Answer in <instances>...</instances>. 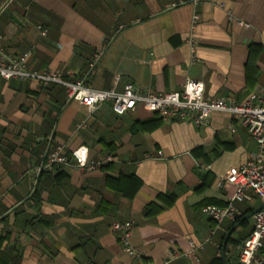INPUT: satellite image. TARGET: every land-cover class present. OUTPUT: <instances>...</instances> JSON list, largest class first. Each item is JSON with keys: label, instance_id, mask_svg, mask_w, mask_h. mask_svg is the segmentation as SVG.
<instances>
[{"label": "crops", "instance_id": "obj_1", "mask_svg": "<svg viewBox=\"0 0 264 264\" xmlns=\"http://www.w3.org/2000/svg\"><path fill=\"white\" fill-rule=\"evenodd\" d=\"M182 1L0 0L3 52L29 53L28 69L85 77L94 90L132 85L163 94L193 80L206 97L256 103L264 91V0L170 8ZM56 146L67 155L85 147L89 160L113 162L93 172L53 166L37 173ZM255 151L227 113H212L199 128L139 108L116 115L109 104L89 115L59 86L0 79V264H160L172 250L204 241L215 224L202 207L225 205L234 186L224 175ZM263 202L237 204L238 215ZM245 221L226 246L231 264L234 241L252 229ZM114 222L132 223L136 257L123 251ZM230 224L222 222L194 258L170 264H217Z\"/></svg>", "mask_w": 264, "mask_h": 264}, {"label": "built area", "instance_id": "obj_2", "mask_svg": "<svg viewBox=\"0 0 264 264\" xmlns=\"http://www.w3.org/2000/svg\"><path fill=\"white\" fill-rule=\"evenodd\" d=\"M208 1L210 0H185L172 4L170 8L175 9L183 5L195 8ZM198 20V14L193 13L186 41L192 53L194 51L193 34ZM102 50L93 56L89 64V74L93 73ZM28 58L29 53L21 56L5 55L0 39V79L33 82L41 87L59 86L65 90L69 101H75L84 107L89 115L102 105L109 104L116 115L133 112L139 108L147 113L156 114L162 121H188L199 128L207 126L212 113H227L232 119L239 122L256 144V151L248 155L243 166L230 168L224 175L223 181L234 186V192L227 199L225 205L223 207L208 205L201 209L203 215L215 224L214 229L209 232L202 243L190 241L187 249L172 250L160 264H170L179 258H194L195 253L210 242L222 222L235 219L238 215L237 204H252L255 198L264 201V91L256 103L247 100L237 101L231 96L206 97L203 83L193 80L185 81L181 91L163 94L139 91L132 85H126L121 92L114 89L100 91L88 87L85 77L73 81L57 71H32L27 68ZM85 126L86 121H83L80 128H85ZM43 161L44 166L37 169V173L53 166L93 172L106 168L113 162V157L104 156L96 161H91L85 147H79L67 155L63 147L56 146L45 154ZM251 219V232L238 245L235 264H264V255L261 254L262 240L264 239V209L252 215ZM132 228L133 225L130 222H114L111 225V230L120 232V244L125 254L129 257H136L137 254L130 243Z\"/></svg>", "mask_w": 264, "mask_h": 264}, {"label": "water", "instance_id": "obj_3", "mask_svg": "<svg viewBox=\"0 0 264 264\" xmlns=\"http://www.w3.org/2000/svg\"><path fill=\"white\" fill-rule=\"evenodd\" d=\"M262 209H264V202L257 208H255L253 211H251L249 214L245 215L240 222L245 221L248 218H251L252 215H254L255 213L261 211ZM239 226V224L234 225L233 227H231L227 233L225 234L222 244H221V248H220V260L222 262V264H227L226 260H225V244L228 240V238L230 237V235L232 234V232Z\"/></svg>", "mask_w": 264, "mask_h": 264}, {"label": "trees", "instance_id": "obj_4", "mask_svg": "<svg viewBox=\"0 0 264 264\" xmlns=\"http://www.w3.org/2000/svg\"><path fill=\"white\" fill-rule=\"evenodd\" d=\"M155 115H156V114H155ZM157 117H158V116H157ZM158 119H160V118L158 117ZM160 120H161V119H160ZM108 166H110V165H108ZM108 166H107V167H108ZM107 167H106V168H107ZM251 211H253L252 208H249V209H246V210L242 211V213L239 214V215H237L233 221H230L231 224H230V226H229L228 229H230L231 227H233V226L236 225V224H239L240 226H245L246 221H243V222H240V221H241V219H242L245 215L249 214ZM223 238H224V235H223V237L221 238V242H220L219 248L221 247V244H222ZM244 240H245V239H243V238H239V239L235 240L234 243H235V245H238V244L242 243V241H244ZM230 241H231V237L228 238V240H227V242H226V244H225V250H226V246H227L228 242H230ZM235 262H236V257H235V259H234V261H233L232 264H235ZM216 263H217V264H221L220 260H217ZM226 263H227V264H231V263H229V261H226Z\"/></svg>", "mask_w": 264, "mask_h": 264}]
</instances>
